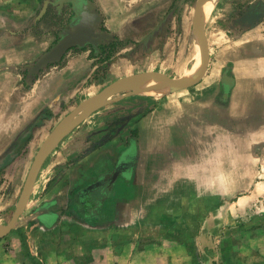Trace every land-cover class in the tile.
Listing matches in <instances>:
<instances>
[{
	"label": "crops",
	"instance_id": "obj_1",
	"mask_svg": "<svg viewBox=\"0 0 264 264\" xmlns=\"http://www.w3.org/2000/svg\"><path fill=\"white\" fill-rule=\"evenodd\" d=\"M86 1L106 31L96 50L109 36H141L125 46L123 58L111 60L109 80L103 75L97 85L102 63L89 55V43L35 68L56 44L50 45L51 35L62 0H0V160L12 157L0 180L17 175V196L40 146L65 115L44 128L69 98L85 91L79 105L113 82L156 71L148 58L141 65L131 60L133 52L174 56V32L166 28L171 0ZM261 12L264 0L247 13L234 0H219L213 23L204 21L209 63L198 83L168 95L169 86L151 77L66 130L15 227L0 237V264H264ZM73 21L74 14L59 38L76 23L93 24ZM92 79L100 88L87 93ZM233 224L249 233L243 245L253 244L256 259L237 254Z\"/></svg>",
	"mask_w": 264,
	"mask_h": 264
},
{
	"label": "rangeland",
	"instance_id": "obj_2",
	"mask_svg": "<svg viewBox=\"0 0 264 264\" xmlns=\"http://www.w3.org/2000/svg\"><path fill=\"white\" fill-rule=\"evenodd\" d=\"M60 3V0H57ZM64 2L63 5V11L62 13L59 15V19H58V23H57V28L55 30H53V34L51 36H53V40L52 43L50 44L51 46L53 44H55L58 40V32L61 29H64L66 27H68L69 23H70V17L73 14H76V10L75 9V3H72L69 0H62ZM67 1V2H65ZM197 0H171V2L169 3V5H171V19H170V23L168 24L167 21V27L166 28H170V30L172 32H174L172 35L173 39H174V56L173 57H168L167 54H165L164 51H159L155 52V53H149V55H146V48H143L142 50H139V53H132V59L133 61L138 60V63L141 65L143 63V60H152V62H154V70L165 73L166 75L173 77V78H177V77H182L183 74L185 73V71L187 69H190L192 67L195 66L196 62H197V52H198V38L196 36V33L194 31V28L192 26V19H193V14H194V9H195V4H196ZM219 0H215L214 6L215 4L218 2ZM237 2V6L240 8L241 12L243 13H247V11L249 10V7L258 2V1H263V0H234ZM67 3V4H66ZM84 3L86 6H89L88 1L84 0ZM77 6V5H76ZM213 6V7H214ZM42 7V6H40ZM166 10V9H165ZM177 11H179V14L177 15ZM96 13V17L98 18V14H100L98 11H95ZM167 13V12H166ZM164 14H162L163 16ZM212 13H208L207 15L204 14L203 18L205 23H213L212 20ZM61 17V18H60ZM259 22L264 20V14L257 16L256 18ZM94 20H96V18H94ZM93 20V21H94ZM92 21V22H93ZM158 24V23H156ZM155 24V25H156ZM209 24V25H210ZM219 24V23H218ZM215 25V24H214ZM217 25V24H216ZM213 26V25H212ZM221 26L225 25H220ZM242 27V26H241ZM243 27H246V25H243ZM49 28V27H46ZM98 28H99V33H103L105 31V28L102 27V24L99 23L98 24ZM212 31V28L210 29ZM210 30H209V34H210ZM159 31V30H158ZM108 35V34H107ZM135 36H137L136 38H140L141 36L139 35H135L134 32L129 31V33H127V35L119 38V37H113V36H107L108 38H106V41L104 43H102L100 41V46L101 48L99 50H96V48H93V44L98 43L99 41L97 40H93V42L89 43V45H87L86 47L89 48L90 52L89 55H91L92 58L95 59V61H100L98 58L94 57L96 55H99L100 52H102V47H104L105 51L101 53V58L106 57V55H113L111 59L116 60L119 58H123L125 55V53L128 50H125V46H130L128 44H130V42L135 38ZM159 39H157L158 42H160V39L162 38L161 36H158ZM212 39H215V35H212ZM157 41H154V43H149V44H155ZM93 43V44H92ZM97 47V45H95ZM124 49V50H123ZM45 52L43 51L42 54H44ZM152 54V55H151ZM94 55V56H92ZM37 58V57H36ZM34 58V59H36ZM111 59H109L107 62L104 61L102 64H100V68L97 71V73L99 74V77H96L95 80L92 79V81L90 82L97 85V83H99V81H101V76H105L106 81L109 80V74L107 72V69L105 67V65L109 62L111 63ZM94 61V60H93ZM201 64V63H200ZM144 67H138V70L143 69ZM25 69V78H27L29 81V77L27 75V71L29 68H23ZM23 71V72H24ZM45 72L41 73V76H44ZM94 80V81H93ZM155 81H157L154 78ZM154 80H151L149 83H152ZM162 84V83H161ZM93 86L92 84L89 85V83H87V86H85V88H87L86 92L87 93H93L95 90L99 89L100 87H96ZM92 86V87H91ZM150 87V86H149ZM84 88V89H85ZM168 91V92H167ZM167 93L168 95L172 94V93H177L178 91L176 89H174L172 86L169 87V89H167ZM86 93L85 91L80 92V93H76L74 94L73 98H69L63 106L60 107V109L58 110V113L56 115L55 118L52 119V121H50L46 127L44 128V132H48L49 129L51 127H53L55 125V122L59 121V119H61L64 115H66L68 112H70L74 107H76V105L81 101V98L83 96H85ZM144 125V124H143ZM11 174V173H10ZM12 175V174H11ZM13 177H15L14 179L11 178H4L3 181H0V224L5 225L9 222L10 218L12 217V214L14 211H12L11 207L13 206V203H15V201L17 200V197L19 198L18 195V191L21 188V180L18 178V176L13 175ZM243 216H241V220L246 219L248 220L249 216H247V214H242ZM252 218L254 219V221H256L255 217ZM262 227H264V223L262 222ZM234 225V226H233ZM230 230L234 231V237L236 239L235 242V249L237 250V254L241 255V256H245L248 257V262L256 259L257 257L254 256L255 250L253 247V244H250L247 248L243 245V242H245V240L248 237V234H242L240 231H238L237 227L235 224H233ZM210 231H212V229H210ZM255 233V232H254ZM254 233L251 235V237L254 235ZM211 243H208L207 248H213L210 246ZM256 246V245H254ZM213 255V254H211ZM213 262L209 264H212ZM215 264H218L215 263Z\"/></svg>",
	"mask_w": 264,
	"mask_h": 264
},
{
	"label": "water",
	"instance_id": "obj_3",
	"mask_svg": "<svg viewBox=\"0 0 264 264\" xmlns=\"http://www.w3.org/2000/svg\"><path fill=\"white\" fill-rule=\"evenodd\" d=\"M205 1L206 0L196 1L193 14V27L199 41L201 53V65L199 71L187 81L182 80V78H173L157 71L139 72L123 80H119L113 82L110 85H107L104 89H102L95 95H92L83 100L72 111L66 114L49 133V135L40 146L38 152L36 153L10 221L5 225L0 224V237L7 235L15 227L19 217L24 212L27 206L36 178L50 149L66 130L73 127L83 118L88 116L91 112L99 108L110 96L135 89L138 85L151 77L169 84L174 89H184L198 83L201 80V78L206 73L209 63L208 43L202 15V7ZM47 3L48 1L43 6L41 13H44V11L46 10ZM262 13L263 12H261V14ZM97 21L98 20L96 18V20L92 22L93 24H90L86 21H81L80 23L74 24L69 30L65 31V33L60 36L56 44L53 45L51 49H49L38 60L35 68L39 69L48 65L49 63H54L61 60L64 54L73 46H83L87 43L93 42L94 38L99 39V32L96 31V29L98 28Z\"/></svg>",
	"mask_w": 264,
	"mask_h": 264
},
{
	"label": "bare ground",
	"instance_id": "obj_4",
	"mask_svg": "<svg viewBox=\"0 0 264 264\" xmlns=\"http://www.w3.org/2000/svg\"><path fill=\"white\" fill-rule=\"evenodd\" d=\"M214 3H215V0H206L205 3L203 4V7H202V15L204 16V14H208L212 11L213 9V6H214ZM199 41H198V52H197V62L195 64L194 67L190 68V69H187L185 71V73L183 74V76L181 77L182 80H189L191 79L198 71H199V68H200V63H201V53H200V49H199ZM169 87L170 85L167 84ZM150 91H153L154 94H157V95H161V91H157L155 89H150Z\"/></svg>",
	"mask_w": 264,
	"mask_h": 264
},
{
	"label": "flooded vegetation",
	"instance_id": "obj_5",
	"mask_svg": "<svg viewBox=\"0 0 264 264\" xmlns=\"http://www.w3.org/2000/svg\"><path fill=\"white\" fill-rule=\"evenodd\" d=\"M69 1H71L72 3H75V9L77 8L76 14H74L73 23L77 22L78 19L81 20L83 18H86V19H88L89 22H92L94 20V18H97L96 13L93 12L89 6L85 5L84 0H69ZM93 40L97 41V39H95V38ZM103 41L104 40H102V43H104ZM95 45H97V43L93 44V46H95Z\"/></svg>",
	"mask_w": 264,
	"mask_h": 264
},
{
	"label": "trees",
	"instance_id": "obj_6",
	"mask_svg": "<svg viewBox=\"0 0 264 264\" xmlns=\"http://www.w3.org/2000/svg\"><path fill=\"white\" fill-rule=\"evenodd\" d=\"M102 52H104L105 51V49H104V47H102ZM102 52H100L99 53V55H96V56H94V57H96V58H98L100 61V63H103L104 61H108L109 59H111L112 58V56L113 55H111V54H109V55H106V57H103V58H101L100 56H101V53ZM111 60H113V59H111ZM110 60V61H111ZM110 63V62H109ZM108 66V63L105 65V67H107ZM12 157H8V158H4V159H2V160H0V179H2V175H3V173H4V170H5V167L7 166V162L11 159ZM7 161V162H6ZM1 181V180H0Z\"/></svg>",
	"mask_w": 264,
	"mask_h": 264
}]
</instances>
